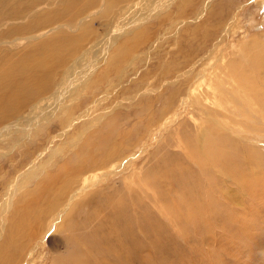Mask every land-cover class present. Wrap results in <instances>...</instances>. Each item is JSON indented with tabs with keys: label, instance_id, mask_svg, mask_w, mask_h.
Masks as SVG:
<instances>
[{
	"label": "rangeland",
	"instance_id": "rangeland-1",
	"mask_svg": "<svg viewBox=\"0 0 264 264\" xmlns=\"http://www.w3.org/2000/svg\"><path fill=\"white\" fill-rule=\"evenodd\" d=\"M135 1L0 0V126L14 122L20 115H24L29 118L27 125L31 123V126L39 127L35 138L33 137L26 145L27 150L15 146L16 148L13 147L7 155L0 156V168L3 166L0 174V200L1 194L4 198L0 205H3L5 199L8 198L5 191L9 181L14 177L15 181L19 180L20 183L23 181L22 185L17 186L16 194L11 195V198L14 197V202L9 206H12L11 209H0V214L6 210L7 216L4 220L6 222L3 221L5 224H0V264H55L57 261L58 264H74L77 255L74 256L73 252L76 251L78 244L75 242L77 236L73 238V241L71 240V233L73 235L81 234L85 229L81 231L77 228L73 229V227L65 228L60 219V212H57V209H46L60 189L55 190L52 196L46 197L41 195L42 192L39 191L41 184L39 183L45 174L55 172L63 158L72 159L76 155L75 150L82 145L88 148L92 147L94 151H103L110 154L111 157L116 151L120 152L122 149L123 155L130 152L135 153L134 159L130 163L109 175L107 182L104 181L99 187L103 189L106 186L109 188L118 186L119 190L117 188L115 190L116 199L113 200V203L119 204H124L129 199L127 189L124 187L134 188L137 192L135 205L147 203L148 209H129L132 216L136 218L135 210H141L143 214L146 212V215L151 218L153 225L161 224L160 233L148 231L149 236L138 232V228L135 230V235L137 237L139 235L146 242V248L143 250V264H264V189L261 188V183H264V119H262L264 113H258L257 107L252 113L237 109L232 112L229 109V101L233 95L227 93L223 97L224 101L226 97L228 100L221 106L215 103L210 95L205 103L202 100L204 108L189 105L183 109L179 106L175 110L177 116L172 121L173 123L170 122L165 128L164 120H158L159 115L162 116L161 110L164 107L166 95L179 87H184V73L190 68H193V72L206 69L200 85V88L205 92L212 91V88L219 89V85L227 90L233 86V78L225 74L227 71L225 66H230L233 61H237V64L243 62V67H240L241 72L249 75L247 56L252 55L251 52H256L257 45L259 47L264 45V0H212L208 9L204 11L205 13L196 21L190 20L202 0H196L197 5L195 0H189L188 2L193 4L192 6L183 7L176 12H174L175 6L170 5L169 12H174L170 14V21L158 23L157 19L148 17L154 43L151 46L142 44L138 47V51L131 55V52L136 51L134 49L136 42L134 44L133 42L138 39V37H132L131 34L135 32V29L131 30V37H129L130 34L125 37L124 33L120 37L121 29L126 27L131 20L138 18L136 17L137 13L143 10L147 12L151 8L156 9L158 3L165 0H151L139 8L138 6L132 7ZM178 12L180 13L179 18L173 20L177 17ZM144 16L146 17L147 14ZM180 20L187 23L177 24ZM120 38L122 39L116 42L115 46L112 45L114 50L107 51V57H121L115 60L122 67L120 73L126 72L124 78L127 77V80L123 81L122 85L116 86L117 89L115 88L111 92L112 94L96 107V112L100 115L104 108L110 106L115 108L111 113L105 115L103 120H91L86 125L84 124L86 131L83 133V121H79L75 125L76 130L73 131V133L77 132L76 135H71L73 139L69 137V142L73 141L74 144L70 143L71 147L70 144L60 146L61 141L68 140L64 136L55 140V146L47 144L49 135L61 132L58 121L50 123L44 110L32 117L33 112H28L29 106L28 109L22 106L29 101L35 104L43 97L54 98L60 84L64 81L66 82L64 88L68 92L70 87L74 86L70 83L75 82L76 79V82L79 83L81 74H84L95 60L102 57L104 49L109 47L114 40L118 41ZM154 45L157 46L146 62L144 58L147 52L153 50ZM170 67L176 68L169 70ZM119 86H125L126 89L122 92L120 88L118 89ZM74 87L80 88V86ZM42 90H45L44 94ZM116 91L117 93H115ZM109 92L110 90L106 94L105 91L100 92L101 94L99 93L100 96H98L105 98ZM195 92L198 93V91ZM32 96H37L35 99H39L34 101ZM242 96L246 95L242 94ZM152 100L154 103L148 105ZM88 101L89 99L86 102ZM173 112H169L170 114L168 113L165 120H168ZM111 114L112 116H110ZM203 120L213 124L214 130L216 128V130L226 131L232 138L241 142L245 148L244 151L238 152L236 161L227 164L224 169L227 174L222 176L223 182H219L223 183L221 185L222 192L213 195L218 203L221 201L220 206L224 207L212 208L217 209L218 213H215V216L222 217L225 214V209H233L234 212L230 217L234 219L236 218L235 212H239L241 209H252L254 213L248 215L255 223L246 225V223L237 221L236 224L238 223L240 226L237 230L231 224L232 221L227 223L224 226L225 234L232 237L234 241L227 242L223 249L219 247L217 240L219 236L213 237L207 241V252H204L206 246L203 242L198 245L201 249L198 248L195 251V243L198 239L190 236V225L172 224V221H169L170 212H174L176 209H154L152 206L154 202L142 194L139 185L134 184L135 178L140 177L141 172L150 169L162 158L169 156V150L178 149V146L175 145V137L177 138L176 135L183 125L191 129V140H196V143L197 140H202V134H198L199 129L192 124H199ZM231 126L237 128L236 132L231 130ZM79 132H81L80 136L74 138ZM90 133L89 140L85 141ZM26 135L28 136V134ZM29 139L28 137L25 140ZM44 145L50 146V149L53 148V154L51 153L54 155L53 158L50 159L51 155L45 151L46 154L41 153L43 158L34 159L38 155L35 149ZM198 145L200 148H204L201 143ZM199 146L194 147V150L195 148L200 149ZM252 148L258 151H250ZM22 151H26L25 154H21ZM250 154L255 157L252 161ZM183 163L191 166L188 168L193 171L186 170V177L188 176L189 180H197L198 175L194 174L199 171L197 166L186 158L183 159ZM28 168L34 169L27 176L23 173ZM215 168L212 169L213 174L219 176L220 171L217 167ZM150 174L152 175L151 171ZM189 180H186L188 189L193 184ZM25 183L26 186L23 188ZM246 183L249 185L248 188H244ZM148 192L151 194L152 191L148 190ZM146 195L149 197V194ZM33 203L36 208L40 209H26L27 204ZM65 211L66 209H63L61 214L63 215ZM86 211L92 212V216L103 225H109L113 219L111 209H86ZM46 212L48 213L46 214ZM31 214H36L38 217L40 215L39 218L47 215V217L45 216L47 223H44L45 227L42 231L37 227L40 224L37 218H32L29 224L21 227L22 229H16L15 226L9 227L12 222L16 223L19 217L30 219ZM48 217L53 219L55 230L52 229V223L48 224L50 222ZM158 222L160 223L158 224ZM70 223L73 225L74 221L71 220ZM214 226L217 227L216 229L221 235L220 223L215 222ZM243 229L249 230L251 234L248 236ZM74 230H76L75 233ZM129 234L127 236H130ZM120 239L124 241L122 237ZM72 242L74 244L71 245ZM111 242L112 238L106 239L104 244L107 245ZM78 247L80 246L78 245ZM14 249L15 261L10 254ZM16 249L17 252L20 251L19 254ZM111 250L118 251L115 246H112ZM223 250L226 251V254L223 253ZM7 257L11 261H8Z\"/></svg>",
	"mask_w": 264,
	"mask_h": 264
},
{
	"label": "bare ground",
	"instance_id": "bare-ground-1",
	"mask_svg": "<svg viewBox=\"0 0 264 264\" xmlns=\"http://www.w3.org/2000/svg\"><path fill=\"white\" fill-rule=\"evenodd\" d=\"M150 1L151 0H136L132 4V7L138 6L139 8L142 4L146 5ZM188 1L189 0H165L161 3H158L159 5L157 6L156 9L151 8L147 12H144L143 10L142 12L137 13L136 17L138 18L133 19L130 22L127 21V18H125L126 21L129 23L126 27L121 29L122 33H120V37L124 34L126 37V35L130 34L131 30H134V29H135V32L131 33L132 37H138V39H136L133 42V44L136 42L134 46V49L136 51H133L130 54L132 55L133 53L137 52L138 47L141 46L142 44L151 46L154 43V40L152 39V33L149 28V23H148L149 18L148 17H150L151 19L152 18L157 19L158 23H161L163 21L168 22L171 19V16H170L171 13H174L177 10L182 9L183 7L193 5V4L191 5ZM211 1L212 0H207V1L202 0L201 3L199 2L200 5L197 7V11L195 12V15H193L190 21H193V20L196 21V19L200 18L205 13L204 11L208 9V6L210 5ZM196 2L197 1L195 0V4ZM170 5H172L173 7L175 6L174 12H169ZM146 14L147 16L145 17L144 15ZM179 15L180 13L178 12L177 17L173 20H177L179 18ZM181 23L185 24L187 22L184 20H180L177 22V24L179 25ZM131 34L129 37H131ZM121 39L122 38H120L118 41L114 40L113 43L109 47H107L106 49L102 51V57L100 56L101 58L99 57V59L95 60L92 66H90V68L84 74H81V77L79 78L80 79L79 83L76 82L77 79L75 80V82L70 83V84H74V86H80V88H76L72 86L70 87V90L66 92L64 88L66 82L64 81L65 83L62 82L60 84L59 89L57 90V94L55 95L54 98H44L42 96L43 98L40 97L42 99L38 102H35V104L29 101L27 103L28 105L25 103L22 106L25 109L29 106V109L28 108L27 109H28V112L29 111L33 112L32 117L35 116L39 111L44 110L45 114H47L46 117L50 119V123H52L53 121H58L57 123L60 127L59 129L61 132L57 134L55 133V134L49 135L47 144H50V146H55L54 145L55 140L57 138L61 139V136H64L68 140L61 141L60 146H64V145H68L72 143L73 141L69 142V137L73 139L71 135H76L77 132L73 133V131L76 130L75 125L79 121L81 120L83 121V125H82L83 131L81 130L83 133L84 131H86V126H84V124L86 125L91 120H94V121L103 120L104 116L107 115L108 113H111V111L115 108L114 106L104 108L103 110H101L102 112L100 115H98V113L96 112L97 111L96 107H98L100 103H102L112 94L111 92L114 91L116 86L120 84L122 85V82L127 80V77L124 78V75L126 72L123 73L122 71V73H120L122 70V67L120 66L119 62H116L115 60L116 58L120 59L121 57L119 56H117L116 58L107 57V51L108 50L113 51L114 50L113 47L115 46L116 42H119ZM156 46L157 45H154L153 50L147 52L144 58L146 59V62L150 59L151 53L154 52L155 50L154 48H156ZM255 48L257 49L256 52H251L252 55H248L247 56L248 58L246 60L249 64L247 68L249 69V75L248 73L247 75H245L243 72H241L240 67L243 65V62H240L239 64H237V61L236 62L233 61V63H231L230 66L228 65L225 66L227 68V71L225 72V74L229 75V77L230 78L232 77L234 80L233 86L230 88L228 87L229 88L228 90L224 89L222 85H219L220 86L219 89L212 88L213 89L212 91L209 90L205 92L202 88H200V85H201V78L203 77L204 71L206 69H200V71H196V72H193V68L188 69L184 73V77H185L184 87L177 88L170 94L166 95L164 99V107L161 110L162 116L159 115V117L161 116L160 119L158 117L159 121H161L162 119L164 120L163 122L164 128L170 122L174 121V118L177 116L175 114V110L179 106L182 107L183 109H186V107L189 105L199 107V108H204V104H202L203 103L202 100H204V103H205V100L209 98V95L213 98L215 103H217L219 106H221L223 102L225 101L227 102L228 100V97H226L224 101L223 95H226L227 93L230 94L231 96L233 95L231 97V100L229 101V107H230L229 109L231 111L232 110L234 111L235 109H237V110H246L252 113L254 108L257 107L258 113L259 112L264 113V45L260 47L257 45ZM174 68L170 67L169 70H174ZM219 69L221 68L219 67ZM119 88L121 89L120 91L122 92L124 89H126L125 86H119L118 89ZM64 90L65 92L63 93ZM109 90L110 92L105 98L99 97L100 92L102 93L103 91H105V94H106ZM44 91L45 90H42L43 94H44ZM195 91H198V93H196ZM115 93H117V91ZM242 94H245L246 96L243 97ZM35 97L33 98L35 99ZM37 99H35L34 101H36ZM88 99L89 101L86 102ZM232 101L234 102L232 103ZM89 103L91 105H88ZM153 103L154 101L152 100L148 105L153 104ZM167 110L168 112H166ZM171 111H174L172 113L173 117L170 115L171 118L169 117L168 120H165V117H167L168 113ZM91 112L93 113V115ZM112 114L110 116H112ZM259 118H262V117H259ZM28 119L29 118L25 117L24 115L23 116L20 115L18 120H15L14 122H10L4 126L3 125L0 126V156L7 155V153H9L10 150H12L13 147L15 146L19 148H24L25 150H27L26 145L30 143V141L33 139L34 136H36L37 132L39 131V127L37 128L36 126H31L32 125L31 123L27 125ZM187 119L189 120V118ZM214 120L213 121L211 120V121L214 122ZM233 120L235 121V119ZM190 122H191V119H190ZM192 125L195 128L199 129L198 134L200 135L202 134V140L200 141L197 140V143L198 144L201 143L202 147L204 148H200V146L196 143V140H194L195 142L191 140V129H188L187 126L183 125L181 129L178 131V134L176 135L177 138L175 137L176 144L171 143V144L177 145L178 149L169 150L170 152L169 156H167L166 158L165 157L162 158L159 162H157L154 166H152L151 167L152 170L150 168V169L144 170V172H141L140 177L135 178L134 184L139 185V189L142 190V194L146 198H149L151 202H154L152 205L154 209H176L174 212H170L171 216H170L169 221H172V224L179 223V225H186V224L190 225V231H189L190 236L197 237L196 240L198 239L197 243H195L196 244L195 251L199 248L198 245H201V242H203L204 245L206 246V249H205L206 251L204 252H207L208 251L207 241L217 236H219L217 238L219 247H222L224 249L225 248L224 245L227 242L231 243L232 240L234 241L232 237H228L225 234L224 226L227 223L229 224V222L232 221L231 224L234 225L236 230L240 228L239 224L238 223L236 224L237 221L240 223H246V225L255 224L253 223L251 217H249L248 215V214L254 213L252 209H246V210L241 209L239 212L238 211L235 212L236 218L234 219L230 217L232 212H234L233 209H225L226 210L225 214L222 213L224 214L222 217L215 216V213H218L217 209H212V208H218L220 206L219 203H221V201L218 203V201L214 198L213 195L214 193L220 194L222 192L221 185L223 183L222 184L220 183L223 182L222 176L224 174L225 175L227 174V171H225L224 169L226 168L227 164L235 162L237 159L238 152H241V150L244 151L245 148H243L244 145L241 142L232 138V136L226 133V131L216 130V128L214 130L212 128L213 124H211L208 121L203 120L199 124L194 123ZM65 127L67 128L66 130L63 129ZM230 128L234 132H236L235 130H237V128L234 126H231ZM26 134H28V136ZM80 134L81 132H79L76 137L74 136V138L79 137ZM90 136H91V133L86 137L87 139L85 141H88ZM28 137L30 139L25 140ZM12 140L14 142H10ZM39 142L41 143V141ZM11 143H14V144L10 145ZM50 146L44 145L40 148H36L35 152L38 155H36L34 159L39 160L43 156V155L41 156V153H45V151L46 153H48V155L49 154L51 155V153L53 154V148L51 147L52 149H50ZM71 146L72 145L70 144V147ZM198 146L200 149L195 148L194 150V147H198ZM121 151L120 152L116 151L111 157L110 154H106L103 151H98V150L94 151L92 147L88 148L82 145L80 148L75 150L76 155L72 159H70L69 157L63 158L61 164H59L56 167L55 172L53 173L49 172L45 174L39 183L41 184L39 191L42 192L41 195H45L46 197L52 196L55 193V190H58V188L60 189L59 192L57 191L56 195H54L53 200H51L53 202L50 203L46 209H57V212H60V219H61L62 224H64L65 228L73 227V229L77 228V230H81V231L82 229H85L84 233H81V234L80 233L76 234L75 233L76 230H74L75 235L71 233L72 235L71 240L73 241L74 240L73 238L77 236V239L75 242L80 247H82V249H80V247L76 245V251L75 252L71 251L74 253L73 254L74 256L77 255L76 256L77 258H75L76 261H74V264H143L144 263L143 250H145L146 248V242L143 241L139 235L138 237L135 235L136 233L135 230L138 228V232H143L144 235H146L148 231L150 233H152L153 231L155 233H157V231L160 233L159 227L161 224L153 225L151 218H149L146 215V212H144L145 214L141 212L142 209H148L147 203L143 205H135V199L137 198V192L135 191L134 188L124 187L127 189V194H128L129 199L124 204H119L116 202L113 203V200L116 199L115 190L118 186L111 187V188L106 186V188H103V189L99 187V185L104 183V181L107 182L109 175H111L112 173H115L122 166L126 165L127 163H130V161L134 159L133 156L135 153L130 152L126 155H123V152H124L123 149ZM250 151L256 152L258 150L252 148L250 149ZM25 152L22 151L21 154H25ZM56 153L58 152L56 151ZM250 155L252 156L250 157L251 161L254 160L255 158L254 155L253 154H250ZM53 156L54 155H51L50 159H52ZM10 158L12 159V155L10 156ZM185 158L191 160L192 163L197 166V169L199 171L194 172V174L198 175L196 177L197 180L192 179V178H191L192 180H189L187 178L188 176L186 177L187 171L189 172H193V171H190L188 168L191 166L189 165L187 166V163H183V159ZM215 167H217L220 171L219 176H217V174L216 175L213 174V170L216 169ZM2 168L3 166L0 168V174H1ZM33 169L28 168V170L25 171V173L23 174H27L28 176L30 173H32L31 171ZM150 171L153 176L150 174ZM235 176H236V173H235ZM186 180H189L193 183L190 189L187 188L188 186H187ZM9 182L10 183L7 185V189L5 191V195L8 196V198L5 199L3 205H0V209H6V210L11 209L12 206L11 207L9 206L12 205V203L14 202V197L11 198V195L12 194L15 195L16 194L15 190L17 186L22 185L23 183V181L22 183H20L19 180L15 181V177L12 178V180ZM25 186H26V183L23 186V188ZM246 187L247 188L249 187L248 183H246L244 188ZM261 188L262 190L264 189V183H261ZM148 190L152 191L151 194L148 192ZM35 191L33 192L35 193ZM146 194H149V197ZM3 200H4L3 194H1L0 202H2ZM26 209H40V208H36L35 203H33L29 205L27 204ZM63 209H66V211L62 215L61 212ZM86 209H91V210L92 209H111L110 212H111V217L113 219L109 225H103L101 222L97 221L92 216V212H88L86 211ZM129 209H141V210H135L137 214V217L135 218L134 216H132L131 210ZM6 210L0 214V221H1L0 224H5L4 222H6L4 221L7 218ZM263 212H264V209H263ZM47 213L48 212H46V214ZM37 215L31 214L30 219L19 217L18 221L16 223L12 222L9 227L15 226L16 229H20L22 226L29 224L32 218L33 219L37 218L38 221L40 222V224L37 227L40 231H42L45 227L44 223L46 222L45 218L47 217V215H44L41 218H39L40 215L39 217ZM94 215L96 217L95 213ZM49 219H50L49 220L50 222L48 221L49 222L48 224L52 223V226H53L52 229L55 230L54 228L55 225H53V219L51 218ZM71 220L74 221L73 225L70 223ZM215 222L220 223L221 235H220V232L217 231L216 229L217 227L214 226ZM159 223L160 222H158V224ZM67 224H70V225H67ZM243 230L246 232L248 236L251 234L249 230L247 229H243ZM128 234L130 236H127ZM40 236H41V233H40ZM120 237H122L124 241H122ZM111 238H112V242L105 245L104 241L106 239L110 240ZM72 244L74 243L72 242L71 245ZM112 246H115V248L118 251L115 252L111 250ZM18 248L20 249V246ZM16 252H17V249H16ZM19 252L20 251H18L17 254H19ZM223 253L226 254V251L223 250ZM10 254H11L13 261H15L16 259L15 249L11 251ZM8 257H7V260H8ZM8 261H11V260H8ZM56 263L58 264V261Z\"/></svg>",
	"mask_w": 264,
	"mask_h": 264
}]
</instances>
